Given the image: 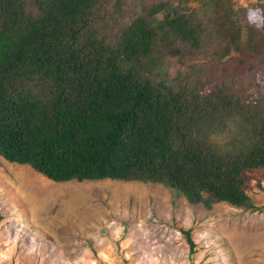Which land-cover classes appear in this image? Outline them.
I'll use <instances>...</instances> for the list:
<instances>
[{"label":"trees","instance_id":"trees-1","mask_svg":"<svg viewBox=\"0 0 264 264\" xmlns=\"http://www.w3.org/2000/svg\"><path fill=\"white\" fill-rule=\"evenodd\" d=\"M239 1L169 14L165 0H0V156L56 182H153L255 209L264 0Z\"/></svg>","mask_w":264,"mask_h":264},{"label":"rangeland","instance_id":"rangeland-1","mask_svg":"<svg viewBox=\"0 0 264 264\" xmlns=\"http://www.w3.org/2000/svg\"><path fill=\"white\" fill-rule=\"evenodd\" d=\"M244 179L255 209H206L160 183L56 182L0 156V264H264V170Z\"/></svg>","mask_w":264,"mask_h":264}]
</instances>
